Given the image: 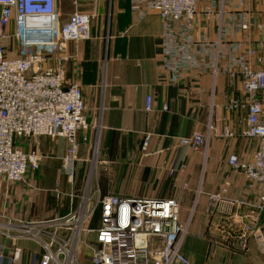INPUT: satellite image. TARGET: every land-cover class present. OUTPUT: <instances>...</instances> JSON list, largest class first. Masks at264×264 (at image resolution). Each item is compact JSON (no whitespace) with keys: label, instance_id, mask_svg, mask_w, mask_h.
Returning <instances> with one entry per match:
<instances>
[{"label":"crops","instance_id":"1","mask_svg":"<svg viewBox=\"0 0 264 264\" xmlns=\"http://www.w3.org/2000/svg\"><path fill=\"white\" fill-rule=\"evenodd\" d=\"M87 1L80 9L92 11L93 2ZM64 2L60 0V6ZM96 6L94 18L103 24L95 26L90 38L68 42L44 64L56 66L58 56H67L66 82L80 83L88 106L87 120L92 125L79 135L75 177L71 179L62 165L68 147L65 138L34 136L16 141L24 151L39 152L42 161L24 182L0 176V264H39L41 245L19 235L18 226L76 209L80 179L87 171L92 199L108 194L177 198L180 217L189 223L182 251L192 264H197L193 262L195 246L202 251L200 264H264L256 241L251 239L242 248L238 238L241 215L249 208L220 201L209 211V195L222 187L227 188L228 197L257 198L264 193L260 187L248 189L244 173L229 163L232 154L251 161L258 140L242 134L247 110L230 106L243 97L241 75L222 70L231 55L250 49L255 50L248 56L252 67L264 69V0H199L194 37L198 47L216 43L219 70L215 74L210 66L196 68L179 78L163 65L162 19L156 10L135 20L130 0H97ZM207 8L210 16L205 14ZM244 22L247 29L241 28ZM4 44L8 57L20 54L16 38L5 39ZM149 95L151 111L145 108ZM209 124L213 129L208 144L192 148L188 138L195 130L206 133ZM226 127L232 134L225 133ZM97 145L94 163L90 158ZM260 219L264 228V214ZM15 245L22 248L19 261L12 257ZM207 249L213 254L205 258ZM85 259L91 264L90 254Z\"/></svg>","mask_w":264,"mask_h":264},{"label":"built area","instance_id":"2","mask_svg":"<svg viewBox=\"0 0 264 264\" xmlns=\"http://www.w3.org/2000/svg\"><path fill=\"white\" fill-rule=\"evenodd\" d=\"M88 1L93 2L92 11L80 9L82 3L74 0L75 11L62 21L60 0H0V176L8 181L24 182L28 173L39 168V152L16 146L19 138L34 136L65 138L68 147L62 165L71 179L75 177L79 135L92 125L87 120L88 106L80 83L66 82L67 56H58L56 66L44 64L68 42L90 38L97 0ZM198 3L199 0H130L135 20H140L148 10L159 13L162 61L175 78L196 68L204 70L210 66L215 74L219 70L216 43H201L198 47L194 37ZM209 9L205 10L206 16L211 15ZM241 28L247 29L248 23H242ZM8 38H16L20 43L16 57L6 54L4 40ZM253 54L254 49L233 54L222 67L231 75L237 71L241 75L243 97L235 98L230 106L247 110L242 134L258 140L251 161H242L232 154L229 163L244 173L248 189L264 190V69L252 67L248 56ZM211 56L215 60L210 61ZM151 101L152 97L147 96V111L152 110ZM212 129L209 124L206 133L195 130L188 138L190 146L199 149L207 145ZM225 133L232 131L226 127ZM150 137L146 136L144 149ZM226 193L227 188L222 187L209 195V211L220 201L249 208L250 212L241 215L238 238L242 248L254 239L259 252L264 254V228L260 221L264 193L257 198L228 197ZM92 195L91 191L85 193L77 208L64 216L18 226L19 235L41 245L39 264H80L79 249L86 228L96 234L90 245L91 264H191L182 251L189 223L180 217L177 198L108 194L92 199ZM95 214L99 224L91 229L88 224ZM21 256L22 248L15 245L13 260L19 261Z\"/></svg>","mask_w":264,"mask_h":264},{"label":"rangeland","instance_id":"3","mask_svg":"<svg viewBox=\"0 0 264 264\" xmlns=\"http://www.w3.org/2000/svg\"><path fill=\"white\" fill-rule=\"evenodd\" d=\"M79 3H83L86 0H78ZM88 2V1H87ZM89 3V2H88ZM69 9L68 13H72L73 11H75V6L73 4V0H65L64 5L61 4L60 6V12L62 13L63 19L62 21H64L67 18V12H66V6ZM110 9V6H109ZM108 9V10H109ZM107 10V15H105L103 17V21L105 24H108V20H109V12ZM102 13V11H101ZM102 20L98 18H94L92 20V26H91V33H93L95 30H97L95 27L96 25H102ZM93 156H91L90 160H92L95 163V157L97 156V148L94 147V152L92 151ZM88 169V168H87ZM88 172V171H87ZM83 173L84 175L81 177L82 179V184L80 186V197L83 196L85 193H88L89 191H91V185L89 184V177H88V173ZM84 178V180H83ZM80 200V198H79ZM99 224V219H98V214H95L94 217L92 218V220L90 221V223L88 224L89 228L91 229H95ZM95 238H96V234L93 230H87V228L85 229V231H83L82 233V243L80 244V249H79V262L80 264H86V259H85V254H90V245L92 243L95 242ZM183 250V249H182ZM195 251V257L193 258V262L200 264L201 263V258L200 256L202 255V251L199 248V246H195L194 248ZM213 254V250L207 249V251L205 252V258L210 257ZM187 256V255H186ZM188 259L190 260V258L188 257ZM192 260H190V263Z\"/></svg>","mask_w":264,"mask_h":264}]
</instances>
